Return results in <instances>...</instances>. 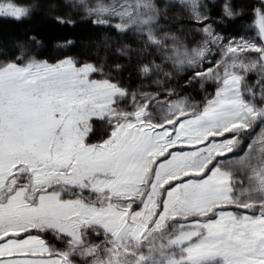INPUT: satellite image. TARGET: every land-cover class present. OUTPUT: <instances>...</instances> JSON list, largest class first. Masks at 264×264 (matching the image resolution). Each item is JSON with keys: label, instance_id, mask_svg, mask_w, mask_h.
Here are the masks:
<instances>
[{"label": "snow or ice", "instance_id": "1", "mask_svg": "<svg viewBox=\"0 0 264 264\" xmlns=\"http://www.w3.org/2000/svg\"><path fill=\"white\" fill-rule=\"evenodd\" d=\"M68 7L102 39L0 41V264H264V0L255 34L232 0Z\"/></svg>", "mask_w": 264, "mask_h": 264}, {"label": "trees", "instance_id": "2", "mask_svg": "<svg viewBox=\"0 0 264 264\" xmlns=\"http://www.w3.org/2000/svg\"><path fill=\"white\" fill-rule=\"evenodd\" d=\"M60 0H19L20 4L36 3L39 5L31 17L17 22L13 20L0 19V41H11L13 38L23 39L29 35H36L38 39L43 41L44 47L40 49L44 53H55L57 44L65 40H73L76 47L72 51H78L84 48L85 45L91 46L93 42L102 39L103 33L96 29L90 20L84 17L76 16L77 21L75 26H65L56 22L53 14L49 12L52 4L59 5L60 9L64 6L59 4ZM222 6L225 0H217ZM261 0H232V3L237 7H245V15L238 24L241 33L245 32L254 25V16L251 9L247 6H259Z\"/></svg>", "mask_w": 264, "mask_h": 264}, {"label": "rangeland", "instance_id": "3", "mask_svg": "<svg viewBox=\"0 0 264 264\" xmlns=\"http://www.w3.org/2000/svg\"><path fill=\"white\" fill-rule=\"evenodd\" d=\"M75 2H77V0H60L59 4H62L64 6V8L63 9L58 8L55 13H52L50 11V8H49V12L53 15L54 14H69L73 18L76 16L83 17V14L79 9H74V8L68 7V5H70L71 3H75ZM84 18L87 19L86 17H84ZM254 29H255V27H251V28L247 29L245 32H243L242 34H255Z\"/></svg>", "mask_w": 264, "mask_h": 264}]
</instances>
